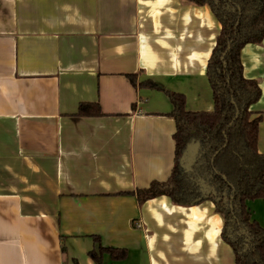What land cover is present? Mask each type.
<instances>
[{"label":"crops","instance_id":"crops-1","mask_svg":"<svg viewBox=\"0 0 264 264\" xmlns=\"http://www.w3.org/2000/svg\"><path fill=\"white\" fill-rule=\"evenodd\" d=\"M220 29L209 6L184 0H0V264H95L99 244L127 251L102 264H235L222 200L196 202V183L189 206L135 194L174 165L166 92L212 111ZM240 60L260 89L249 110L264 155V38ZM81 103L103 116H76ZM246 207L264 229V202Z\"/></svg>","mask_w":264,"mask_h":264},{"label":"trees","instance_id":"trees-1","mask_svg":"<svg viewBox=\"0 0 264 264\" xmlns=\"http://www.w3.org/2000/svg\"><path fill=\"white\" fill-rule=\"evenodd\" d=\"M184 1L209 6L221 26L206 65L213 109L188 112L183 95L166 92L172 106L169 115L175 124L174 165L165 181H153L135 194L140 201L166 196L174 204L189 206L199 197L195 179H203L218 194L232 196L231 210L221 204H216L215 210L224 220L221 236L231 246L235 264H264V229L250 218L246 207L249 201L264 202V155L257 150L261 118L249 110L259 100L260 89L256 81L242 76L240 60L246 44H260L264 38V0ZM128 79L135 85L134 75H128ZM144 85L155 87L153 83ZM76 116L103 114L98 104L81 103ZM192 141L199 144L200 156L191 172L186 173L179 161ZM238 230L245 234L248 249L242 238L230 239V231ZM93 240L100 243L97 237ZM88 255L95 264H102L104 255L112 261H122L127 251L99 244Z\"/></svg>","mask_w":264,"mask_h":264},{"label":"water","instance_id":"water-1","mask_svg":"<svg viewBox=\"0 0 264 264\" xmlns=\"http://www.w3.org/2000/svg\"><path fill=\"white\" fill-rule=\"evenodd\" d=\"M199 151H200V147L197 142L192 141L185 147V150L182 153L179 162H180V166L184 169L186 173H190L192 167L197 162L200 156ZM214 155H216V153ZM195 183L200 191V197L197 199L196 202L202 199L214 198L215 202H219V200H222L223 204L226 207L227 201L229 202L230 197H228L225 193H222L221 196L218 197V194L215 191V189L210 185H208L203 179L196 178ZM228 208L231 210V206L229 205V203H228Z\"/></svg>","mask_w":264,"mask_h":264}]
</instances>
